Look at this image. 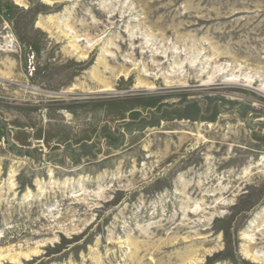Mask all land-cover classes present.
Listing matches in <instances>:
<instances>
[{
  "label": "rangeland",
  "instance_id": "1",
  "mask_svg": "<svg viewBox=\"0 0 264 264\" xmlns=\"http://www.w3.org/2000/svg\"><path fill=\"white\" fill-rule=\"evenodd\" d=\"M0 264H264V0H0Z\"/></svg>",
  "mask_w": 264,
  "mask_h": 264
},
{
  "label": "bare ground",
  "instance_id": "2",
  "mask_svg": "<svg viewBox=\"0 0 264 264\" xmlns=\"http://www.w3.org/2000/svg\"><path fill=\"white\" fill-rule=\"evenodd\" d=\"M17 1L21 3V0H17Z\"/></svg>",
  "mask_w": 264,
  "mask_h": 264
}]
</instances>
